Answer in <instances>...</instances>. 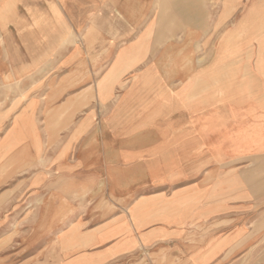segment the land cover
Here are the masks:
<instances>
[{"label": "crops", "instance_id": "obj_1", "mask_svg": "<svg viewBox=\"0 0 264 264\" xmlns=\"http://www.w3.org/2000/svg\"><path fill=\"white\" fill-rule=\"evenodd\" d=\"M214 1L228 6L227 0H0V264L6 257L27 264H211V251L182 246L190 242L189 235L176 231L182 222L166 225L155 215L160 207L150 203V197L163 194L151 195L149 189L150 179L162 177L155 173L160 166L150 164L144 143L127 135L143 129L142 117L134 127L127 115L137 98L148 97L146 90L129 92L126 98L135 99L129 104L101 107L93 101L91 113L112 115L109 123L99 121L84 133L86 127L76 139L63 135L68 115L84 112L86 92L95 91L133 42L142 44L150 22L157 34L197 32L214 16ZM220 11V17L227 16ZM110 35L113 53L105 47ZM106 64L110 68L101 76ZM147 64L145 54L118 82ZM113 92L123 93L118 86ZM38 97L69 99L54 111L38 104ZM74 98L77 105L69 107ZM54 112L61 115L58 124ZM85 146L93 157L87 167L80 151ZM86 178L95 180L87 189L81 186ZM53 194L66 202H53ZM134 210H140L139 219ZM58 211L66 216L60 218ZM43 213L49 219L40 223ZM160 243L170 247L159 248Z\"/></svg>", "mask_w": 264, "mask_h": 264}, {"label": "rangeland", "instance_id": "obj_2", "mask_svg": "<svg viewBox=\"0 0 264 264\" xmlns=\"http://www.w3.org/2000/svg\"><path fill=\"white\" fill-rule=\"evenodd\" d=\"M227 1L226 17L219 16L221 3L214 1V16L198 27L195 44L199 48L194 54L189 84L186 86L177 74L169 83H159L152 75L154 84L146 90L148 97L137 98L127 115L134 127H140L137 121L142 117L143 129L127 131V135L137 144L144 143L150 161H154L150 164L160 166L155 173L162 177L150 179L149 189L151 195L160 190L163 194L161 198L150 197V203L160 207L155 215L166 225L182 222L176 231L189 235L190 240L180 243L182 246H205L212 253L207 259L212 260L211 264H264V29L251 27L253 20L256 23L264 18V0ZM252 8L258 10L256 16L251 15ZM237 21L240 33L235 30ZM227 32H232L233 37L228 47L222 48L226 56L221 57L218 40ZM184 36L178 33L170 38L152 32L148 63L169 42L181 45ZM113 44L110 40L105 45L110 53L115 51ZM109 68V64L102 67L100 75L104 76ZM140 69L131 75H137ZM68 99L38 97L37 101L54 107ZM154 100L155 106L143 109ZM112 104L110 101L107 106ZM94 105L92 100L84 99V112L68 115L69 129L63 136L71 137L82 122H87L89 132L103 115L105 120H111L109 114H92ZM52 116L54 122L61 121L60 114L54 112ZM82 127L76 137L86 129V125ZM107 131H102L104 140L108 139ZM89 150L83 153L85 167L93 160ZM93 181L86 178L81 186H93ZM59 183L56 179L55 184ZM68 186L72 188L74 184L69 182ZM52 196L53 202H66L59 195ZM58 212L60 218L66 216L64 211ZM81 212L87 216L85 209ZM135 217L139 219L140 210H134ZM162 245L170 247V243H160L159 248ZM25 261L6 257L4 262L27 264Z\"/></svg>", "mask_w": 264, "mask_h": 264}, {"label": "bare ground", "instance_id": "obj_3", "mask_svg": "<svg viewBox=\"0 0 264 264\" xmlns=\"http://www.w3.org/2000/svg\"><path fill=\"white\" fill-rule=\"evenodd\" d=\"M222 10H223L222 13H224V14H226L228 12L229 9L226 7V4H223ZM251 11H252L251 15H253V16L257 15L258 10H256V9L253 10V8H252ZM162 21H163V18H162ZM237 22L235 24V26H236L235 30H236V32L240 33L241 29L239 27L241 24H240V21H237ZM152 25H153V22H150L149 28H148L149 29L148 33L146 35H143L142 44H141V39L138 42H133L129 46V48L126 50V52L124 54V58L121 60H119V59L116 60L113 64L109 74H107L106 77H104L102 80H100L98 83H96L95 91H94V88H90L89 91L86 92V97H85L86 100L90 99L92 101H96L101 107H105L108 103H110V101H113V105L129 104L133 100H135V99L126 98V96L128 95L129 92L134 91V90H138V89L150 90L152 88V86L154 84V82H152V78H151L152 75H156V77L158 78L156 80L157 81L159 80V83H162V82L169 83L171 81V79L174 78V75L177 74V75H179L180 80L182 82H184L186 86L189 84V82H187L189 80V76H190V74L194 73V69L191 67V65L194 62L193 61L194 60V54H195L196 49L199 48V45L197 46V44H195L197 38H199V34L197 32H193L192 30H188L185 33V36H184L185 40L182 42L181 45H177L176 43L169 42L167 44L166 48L163 49L162 52H160V54L157 57H155L151 62H149L147 65L143 66V68L138 71L137 75L130 76L129 78H127L126 80H124L121 83L118 82L120 77L122 76V74H124V72H129V71L134 70L135 65L138 62L144 61L145 54L149 53V49H151L149 47V39H150V36L152 33V29H151ZM253 25L255 26L256 29H259L260 27H263V29H264V18H262L260 20V22L258 20L256 23L253 20L251 27H253ZM168 27H171V26H169V23H168ZM165 29H167V28H165ZM234 33H235V31H234ZM165 35L169 36L171 38L172 36L175 35V33H168ZM160 37H162V36H160ZM232 37H233L232 32H227V34L225 33L224 35L220 36V38L218 40V49H217L218 53H220L219 56H221V57L226 56V53H224L222 48L225 49V47H228L227 44H229V41L231 40ZM84 38L86 41L90 40L91 39L90 33H87L84 36ZM145 46H147V51H146V49H144L143 53L141 54V52H142L141 47L144 48ZM150 55H151V53H150ZM112 78H114V79H112ZM115 86H118L119 91L123 92L122 96L120 95V96L116 97L114 95L113 90H114ZM56 87H57V84L52 83V88L55 89ZM77 102H78V99H76V98L70 99L68 101V106L69 107L76 106ZM156 104H157V102L154 100V102H150V105L148 107H150L151 105L155 106ZM60 117H61V115H60ZM109 121H110V119L105 120L104 115H103V117L100 120V123H106V122L109 123ZM84 125H86V127H88L87 122H84V124H82L80 126V128H83L82 126H84ZM80 128H78V130H80ZM78 130H76L73 133V135H72L73 139H76L78 137V136L76 137V135H77L76 133L78 132ZM86 131H84V133H86ZM82 133L80 135H82ZM93 136H94V134L91 133L90 137H93ZM89 148L85 146V148L80 150V151H83V153H85V152H87V150H89ZM86 155H85V158H87ZM48 219H49V216L47 214L43 213L41 216V222L40 223H44ZM41 228H43V226L37 227L38 230H40Z\"/></svg>", "mask_w": 264, "mask_h": 264}]
</instances>
